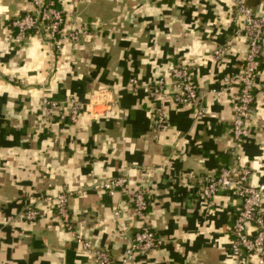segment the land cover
Instances as JSON below:
<instances>
[{
  "label": "crops",
  "instance_id": "0c3cea01",
  "mask_svg": "<svg viewBox=\"0 0 264 264\" xmlns=\"http://www.w3.org/2000/svg\"><path fill=\"white\" fill-rule=\"evenodd\" d=\"M244 2L264 14V0ZM31 4L0 0V264H95L48 199L61 192L71 194L74 228L122 264L142 225L130 194L139 186L149 200L147 223L163 243L126 264H234L239 200L233 190L208 200L198 184L233 164L249 168L250 183L264 184V46L250 133L237 159V93L221 102L210 93L241 70L247 50L233 0H57L64 30L74 22L90 28L59 54L33 36L15 41L12 20ZM226 45L216 59L213 51ZM179 63L188 66L206 113L197 118L191 107L167 104L169 126L161 132L151 118L154 100L130 79L154 86L164 78L171 91L169 69ZM45 98L62 108L46 114ZM72 98L83 103L76 122ZM124 172V189L99 187ZM27 205L40 211L36 220L25 217Z\"/></svg>",
  "mask_w": 264,
  "mask_h": 264
},
{
  "label": "built area",
  "instance_id": "2783aa9c",
  "mask_svg": "<svg viewBox=\"0 0 264 264\" xmlns=\"http://www.w3.org/2000/svg\"><path fill=\"white\" fill-rule=\"evenodd\" d=\"M233 4L235 16L241 25L240 33L247 44L244 62L240 71L223 77L222 85L212 89L210 93L216 102H221L231 92L237 93L232 116V155L237 159L239 150L250 133L248 122L255 103V88L258 87L260 57L264 46V14L257 15L244 0H233ZM65 23V14L59 8L57 0H32L31 6L12 20V26L17 30L15 41L22 43L29 36H33L54 48L59 54L66 42L78 43L83 35L90 33L88 26H78L75 22L73 28L64 30ZM227 49V45L216 48L213 51L214 57L222 58ZM169 71L173 80L171 91L168 90L164 78H160L154 86H142L137 78L130 79V85L134 89L143 87L154 100L151 106V118L155 128L161 132L166 131L169 126L165 113L167 104L191 107L197 118H202L206 113L203 95L198 92L188 66L179 63L170 67ZM69 103L72 107L70 119L76 122L83 103L74 98L70 99ZM42 105L44 112L48 115L62 108L60 102L50 98H45ZM61 116L65 117L64 114ZM128 181L129 173L124 172L119 176L109 177L98 185L101 189L115 192L118 189H124ZM198 184L201 194L211 201L218 192L233 190L239 200V208L232 220L230 256L234 264H252L254 259L256 264H263L264 184L250 183L249 168L235 164L221 166L216 173L199 178ZM130 194L135 213L142 220V225L126 248L122 264L163 243L162 238L147 223L149 200L143 188L139 186ZM70 195L69 192H61L54 197H48L55 202L63 226L85 250L93 255L95 264H114L109 252L93 246L74 228L70 213ZM39 215L40 211L36 206H26L25 217L28 220H36ZM120 216V210H115L114 218L117 219Z\"/></svg>",
  "mask_w": 264,
  "mask_h": 264
}]
</instances>
